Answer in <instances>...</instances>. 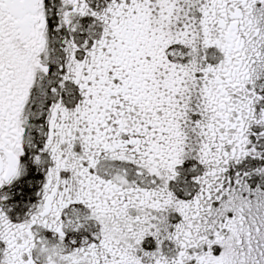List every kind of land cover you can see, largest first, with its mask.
<instances>
[{
    "label": "snow or ice",
    "instance_id": "1",
    "mask_svg": "<svg viewBox=\"0 0 264 264\" xmlns=\"http://www.w3.org/2000/svg\"><path fill=\"white\" fill-rule=\"evenodd\" d=\"M0 264H264V0H0Z\"/></svg>",
    "mask_w": 264,
    "mask_h": 264
}]
</instances>
